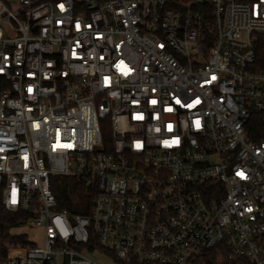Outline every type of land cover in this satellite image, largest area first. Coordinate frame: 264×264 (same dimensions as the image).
<instances>
[{"label": "built area", "instance_id": "1", "mask_svg": "<svg viewBox=\"0 0 264 264\" xmlns=\"http://www.w3.org/2000/svg\"><path fill=\"white\" fill-rule=\"evenodd\" d=\"M0 206V264H264V0H0Z\"/></svg>", "mask_w": 264, "mask_h": 264}, {"label": "trees", "instance_id": "2", "mask_svg": "<svg viewBox=\"0 0 264 264\" xmlns=\"http://www.w3.org/2000/svg\"><path fill=\"white\" fill-rule=\"evenodd\" d=\"M52 191L57 201V209H67L70 212L87 214V205L93 193L85 182L75 178L53 176L51 177ZM79 202L82 203L80 207ZM28 216L22 211H7L0 206V261L6 256L9 247L31 246L32 243L24 233H12L26 225ZM107 254L109 252L105 251ZM131 264H139L132 262ZM191 264H252L245 258L235 256L225 245L219 244L216 248L205 250Z\"/></svg>", "mask_w": 264, "mask_h": 264}, {"label": "rangeland", "instance_id": "3", "mask_svg": "<svg viewBox=\"0 0 264 264\" xmlns=\"http://www.w3.org/2000/svg\"><path fill=\"white\" fill-rule=\"evenodd\" d=\"M12 233H24L27 235V239L30 242H34L36 244L41 243V229L38 227H33L30 224H26L23 227L12 229ZM91 258L94 260L96 264H121L118 262L113 261V259L106 257L101 252H94L91 255Z\"/></svg>", "mask_w": 264, "mask_h": 264}, {"label": "bare ground", "instance_id": "4", "mask_svg": "<svg viewBox=\"0 0 264 264\" xmlns=\"http://www.w3.org/2000/svg\"><path fill=\"white\" fill-rule=\"evenodd\" d=\"M18 251L17 250H13V251H11V253H17Z\"/></svg>", "mask_w": 264, "mask_h": 264}]
</instances>
